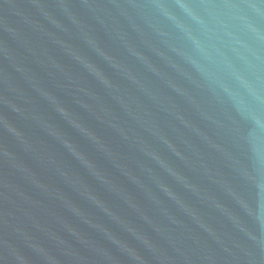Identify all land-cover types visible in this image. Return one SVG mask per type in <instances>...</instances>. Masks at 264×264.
<instances>
[{"label":"water","instance_id":"obj_1","mask_svg":"<svg viewBox=\"0 0 264 264\" xmlns=\"http://www.w3.org/2000/svg\"><path fill=\"white\" fill-rule=\"evenodd\" d=\"M0 264H264V0H0Z\"/></svg>","mask_w":264,"mask_h":264}]
</instances>
